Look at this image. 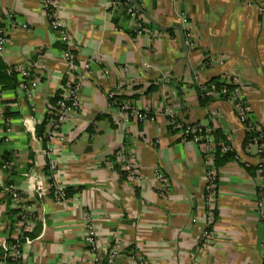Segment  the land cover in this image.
<instances>
[{"label":"crops","instance_id":"crops-1","mask_svg":"<svg viewBox=\"0 0 264 264\" xmlns=\"http://www.w3.org/2000/svg\"><path fill=\"white\" fill-rule=\"evenodd\" d=\"M111 1L61 0L77 65L90 68L79 88L80 107L45 146L37 128L66 78V45L42 0H0V34L7 36L0 66L23 65L31 74L28 89L0 83V183L22 193L34 234L23 241L19 264H92L88 216L104 247L124 242L115 264H136L135 250L151 264H264L258 209L264 179L255 171L264 152L260 158L258 145L249 144L250 124L264 130V14L258 9L264 0H125L139 11L141 35L135 19ZM223 74L237 78L251 106L248 123L235 99L215 95L200 103V90ZM116 101L150 109L151 118L134 119ZM169 110L223 131L237 155L219 168L210 226L203 148L172 131ZM120 149L135 158L142 180L122 175ZM48 158L56 161L62 185L73 189L64 201L49 192ZM156 169L168 179L166 191ZM15 211L13 199L0 194V247L25 233ZM207 227L212 236L203 243Z\"/></svg>","mask_w":264,"mask_h":264},{"label":"built area","instance_id":"built-area-1","mask_svg":"<svg viewBox=\"0 0 264 264\" xmlns=\"http://www.w3.org/2000/svg\"><path fill=\"white\" fill-rule=\"evenodd\" d=\"M112 7L123 8L132 18L135 19V31L138 35L143 34L144 26L139 16V11L134 6L122 7L121 3L118 0L111 1ZM253 4V2H249ZM42 6L44 10L48 13L50 17V25L52 29L58 32V40L66 45V48L61 51V55L67 63V74L64 83L61 86L60 92L61 97L57 102V108H53L50 104L47 108L46 115L44 119H47V134L49 140L58 134L61 123L65 120L67 113L71 110H76L80 107V95L79 88L82 81L86 78V71L89 70V62H85L82 68H79L76 62V55L71 49L73 45V37L70 34L69 30L66 28L64 21L60 16V6L61 0H42ZM260 13L264 14V4L258 5ZM188 43L194 45L192 42L191 34H188ZM7 41L6 34H0V51L3 50ZM17 70L21 72L24 76H29L30 71L23 65L17 67ZM223 79L228 82L235 84V88L231 91L228 99H235L238 102L237 111L240 119L244 123H248V116L251 110V106L248 102L243 99V96L240 94V85L235 76L230 74H223ZM26 89H28V84H22ZM33 85H36V82H33ZM123 84H119L117 88H122ZM212 94L219 95L225 93L226 89H222L220 92L215 90V86H212ZM111 96L114 98L115 95L111 93ZM117 105L122 111L128 113L131 117L137 120H148L151 118L150 109H144L138 106H134L126 101H116ZM169 114V124L172 131L179 132L184 138L188 139L189 135H192L190 140H193L199 143L204 152L205 164H206V184H205V198L208 204L207 218L208 226L214 222L216 213L214 202L218 194L219 183L217 180V174L215 169H210V166L214 164V139L210 132L207 134H201L203 130L202 125L197 122H188L181 120L174 112L171 110L168 111ZM250 130L255 132V135L251 139V143H256L258 145L257 153L261 158L264 152V130L258 124H250ZM210 130V128L208 129ZM10 131V128H8ZM41 138V137H40ZM204 140V141H203ZM224 150H232L231 145L224 146ZM50 150H46V153H49ZM118 164L121 165V168L126 171L127 178L131 180H142L143 176L141 173L140 166L137 164L135 158L126 152L125 149H120L117 152ZM49 179L50 186L49 192L52 194L54 199L58 201H64L68 198L66 188L62 185L58 178L57 173V163L54 159H49ZM12 162L10 160L6 161L3 164L4 168H10ZM256 173L258 176L264 179V158H261L260 161L256 164ZM154 176L160 184L161 190L166 191L169 187V182L167 177L159 169H156ZM0 194L8 196L13 199L15 202V208L20 210L21 218L19 220L20 227L23 232H27L31 228L32 218L26 210L24 204V196L22 193L14 186L13 184H2L0 183ZM258 209L259 217L264 226V196H260L258 200ZM88 221V235L86 241L90 246L92 253L94 254V259L92 264H115L117 258L124 251V242L121 239L114 240L111 244L103 246V244L98 240L96 231L93 226V222L90 216L87 217ZM212 236L211 228L207 227L203 231L201 241L208 243ZM26 242H30V238L24 237ZM23 240V241H24ZM23 241H17L13 244H6L4 248L9 250L10 255L13 257V260L18 264L22 260V243ZM131 260L136 264H151L150 261L140 250H135L130 255Z\"/></svg>","mask_w":264,"mask_h":264},{"label":"trees","instance_id":"trees-1","mask_svg":"<svg viewBox=\"0 0 264 264\" xmlns=\"http://www.w3.org/2000/svg\"><path fill=\"white\" fill-rule=\"evenodd\" d=\"M121 3L122 7H127V4L125 2V0H118ZM21 72L19 70H17V68L15 66L12 67H6L4 65L0 66V83L3 85V87H16L18 84H27L28 82V77L29 76H24L21 74ZM31 76V74H30ZM65 81V80H64ZM215 86V90L216 91H221L222 89H226L225 93H221L219 94L220 97H223L224 99H228V96L230 95L231 91H233V89L236 87L235 84L226 81L225 79H223L222 77H214L212 78L209 82L206 83V86L204 89L200 90L199 93V99H200V103L206 104L208 103L210 100L215 98V94H212L213 90L212 86ZM61 97V92L60 90L56 93V95L54 97L51 98L50 100V104L53 106V108H57V102ZM47 119H43V121L41 123H39L38 128H37V132L38 135L42 138L45 146H47V142L49 141V137L47 134ZM202 131L200 132L201 134H207L208 132H210V134L212 135L213 139H214V164L212 166H210V169H215L216 174H217V180L219 179V168L221 166H223L225 163H227L230 160H233L234 158L237 157L236 153L233 150H224V146L230 145L229 139L227 138V136L223 133V131L216 129L214 127H211L210 130L209 126H202ZM253 133L251 138L255 135V132H251ZM192 135L188 136V139H191ZM250 138V139H251ZM204 141V140H203ZM7 157L3 156V160H2V165L8 161L6 159ZM47 167L49 168V163L47 162ZM255 170H256V166H255ZM121 173L123 176L127 177V173L125 170H123L122 168L120 169ZM219 182V181H218ZM66 192L67 195H71L73 192L72 188H66ZM15 212H17V214L20 212V210L15 208ZM21 216L20 214L17 215L16 220H20ZM27 236H34V234L29 233L28 231L25 232L23 234V236L16 240V239H9L8 240V244H13L17 241H23L24 237ZM14 261L13 257L10 255L9 250H6L4 247H0V264H9L10 262Z\"/></svg>","mask_w":264,"mask_h":264}]
</instances>
